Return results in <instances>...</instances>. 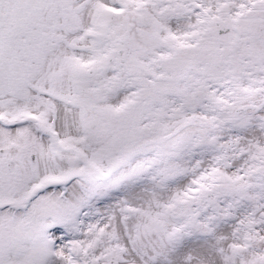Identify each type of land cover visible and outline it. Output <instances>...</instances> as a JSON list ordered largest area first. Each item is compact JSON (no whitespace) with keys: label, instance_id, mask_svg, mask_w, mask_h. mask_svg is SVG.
Returning <instances> with one entry per match:
<instances>
[{"label":"snow or ice","instance_id":"1","mask_svg":"<svg viewBox=\"0 0 264 264\" xmlns=\"http://www.w3.org/2000/svg\"><path fill=\"white\" fill-rule=\"evenodd\" d=\"M0 264H264V0H0Z\"/></svg>","mask_w":264,"mask_h":264}]
</instances>
